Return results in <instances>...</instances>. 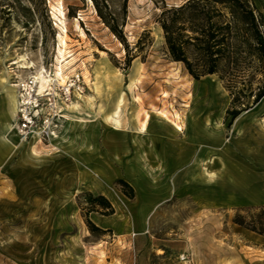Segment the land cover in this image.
I'll return each instance as SVG.
<instances>
[{"label": "rangeland", "instance_id": "obj_1", "mask_svg": "<svg viewBox=\"0 0 264 264\" xmlns=\"http://www.w3.org/2000/svg\"><path fill=\"white\" fill-rule=\"evenodd\" d=\"M185 1L0 0V102L9 83L20 101L39 73L54 80L41 97L50 136L24 137L11 109L0 264H264V236L233 222L264 205V98L232 122L219 75L196 79L170 57L158 20ZM101 194L112 215L89 213Z\"/></svg>", "mask_w": 264, "mask_h": 264}, {"label": "trees", "instance_id": "obj_2", "mask_svg": "<svg viewBox=\"0 0 264 264\" xmlns=\"http://www.w3.org/2000/svg\"><path fill=\"white\" fill-rule=\"evenodd\" d=\"M158 21L174 61L183 63L196 79L217 74L224 81L232 98V122L264 98V14L254 0H186L165 5ZM110 27L126 44L122 30ZM120 182L133 196L134 189ZM92 197L89 213L115 212L106 196ZM86 222L91 231L100 230L90 218ZM233 222L264 236V205L239 209Z\"/></svg>", "mask_w": 264, "mask_h": 264}, {"label": "built area", "instance_id": "obj_3", "mask_svg": "<svg viewBox=\"0 0 264 264\" xmlns=\"http://www.w3.org/2000/svg\"><path fill=\"white\" fill-rule=\"evenodd\" d=\"M79 76H76V80ZM74 79V81H76ZM35 81L28 85H22V90L26 92H21L19 101V111L17 115V120L19 122L18 129L20 133L27 137L31 133L33 134H44L45 136H50L52 130L48 129V119L41 120V111L43 110V96L52 95V92L42 94L34 89L36 85ZM29 87V89L27 88ZM67 94H70V88H67ZM42 121V122H41ZM47 123V124H46Z\"/></svg>", "mask_w": 264, "mask_h": 264}, {"label": "bare ground", "instance_id": "obj_4", "mask_svg": "<svg viewBox=\"0 0 264 264\" xmlns=\"http://www.w3.org/2000/svg\"><path fill=\"white\" fill-rule=\"evenodd\" d=\"M59 6V5H58ZM57 7V6H56ZM61 8V7H60ZM63 8V7H62ZM55 10V8H54ZM53 10V11H54ZM62 10V9H60ZM65 10V9H64ZM56 11V10H55ZM59 12V11H58ZM65 12V11H64ZM63 12V13H64ZM57 14V12H55ZM54 13V14H55ZM62 13V12H61ZM63 13L61 15H63ZM65 16V15H64ZM55 17V16H54ZM56 18V17H55ZM62 18V17H61ZM62 23V31L63 35H61V43L62 46L59 48V52L61 54L62 60H61V64L59 66V69L57 70L56 74L59 77V84H64L66 82L64 75H63V67H62V61L64 60V52L66 49V45H67V40H66V36H67V27L65 25V21L61 20ZM60 26V25H59ZM80 27V26H79ZM82 34H85L84 31L82 30ZM60 36V35H59ZM60 38V37H59ZM24 66V65H23ZM26 66V65H25ZM42 71V70H41ZM58 79V78H57ZM4 80V79H3ZM7 80V79H6ZM8 81V80H7ZM53 78L46 76L43 73H39L38 75H36V82L39 84V91L40 93H42L46 87H50L52 88L53 85ZM5 100L7 101V103H9L12 107V109L14 110L16 108V105L18 103V111H19V100L17 97V89H18V84H12L9 83L5 86ZM79 100H85L84 96L79 95ZM78 102L76 101L75 103H73L72 107H76L78 106ZM121 110V104L119 103V105L117 106L116 111H114L115 116L119 117V111ZM111 117L115 118L114 115H111ZM148 118H150V115H147ZM165 119L167 120V122L169 121L170 123H167L168 126H170L175 132L178 133H182L183 132V126L181 124H179L176 121L171 120L169 117L165 116ZM118 123H119V119L116 118L115 119ZM5 127L10 129V133L11 136L16 137V135L18 134V131L11 125V122L9 120H7L5 122ZM37 136V134H36Z\"/></svg>", "mask_w": 264, "mask_h": 264}, {"label": "crops", "instance_id": "obj_5", "mask_svg": "<svg viewBox=\"0 0 264 264\" xmlns=\"http://www.w3.org/2000/svg\"><path fill=\"white\" fill-rule=\"evenodd\" d=\"M5 103L6 102H4V101L0 102V121L2 122V124L4 126V130L0 133V142H1V144H0V156L3 153L4 145L5 146L10 145L12 143L11 139L15 138V137L11 136L10 129L5 127V122L7 120H9L11 122V125L13 126V122H12L13 116H12V112H11L12 108L9 109L7 103L6 104ZM17 115H18V103H17ZM4 150H6V149H4ZM254 198L257 199V197H254Z\"/></svg>", "mask_w": 264, "mask_h": 264}]
</instances>
